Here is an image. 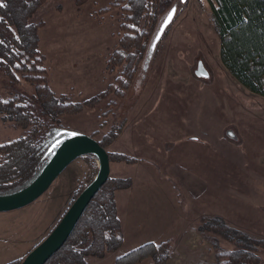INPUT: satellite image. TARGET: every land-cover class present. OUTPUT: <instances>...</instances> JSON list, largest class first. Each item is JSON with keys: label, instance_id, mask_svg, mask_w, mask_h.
<instances>
[{"label": "rangeland", "instance_id": "1", "mask_svg": "<svg viewBox=\"0 0 264 264\" xmlns=\"http://www.w3.org/2000/svg\"><path fill=\"white\" fill-rule=\"evenodd\" d=\"M118 1L44 0L33 15V21L41 22L39 52L57 95L75 102L111 85L121 88L117 77L123 66L111 62L124 33L122 6L113 5ZM175 3V18L150 52L170 10L162 14L123 96L111 92L96 105L58 119L55 132L60 137L93 135L95 130L101 137L122 126L108 150L139 157L149 166L147 172L142 165L131 168L122 161L111 162V177L136 176L135 193L150 188L152 196L137 195L132 201L131 196L130 208L136 218L132 220L126 211L127 190H117L124 241L103 258L90 256L88 264H114L123 252L151 241H174L189 232L193 241L201 237L208 240L207 247L213 245L204 264H217L213 242L220 249L252 250L260 257L259 264H264V243L252 241H264V97L242 85L221 61L211 0ZM16 94L33 95V86L0 70V98ZM23 132V127L0 112V144ZM98 170L96 156L77 158L39 198L0 212V227L14 223L21 236L20 249L31 251L56 226L59 210L64 206L62 214L69 207L80 184L90 183ZM139 205L144 212L137 217ZM216 219L250 240L239 245L227 238L209 226ZM188 222L199 223V227L188 228ZM212 250L214 256L209 260ZM173 253L183 256L179 249ZM152 262L147 258L138 264Z\"/></svg>", "mask_w": 264, "mask_h": 264}, {"label": "trees", "instance_id": "2", "mask_svg": "<svg viewBox=\"0 0 264 264\" xmlns=\"http://www.w3.org/2000/svg\"><path fill=\"white\" fill-rule=\"evenodd\" d=\"M175 1L114 2L113 5L122 6L124 15L121 47L111 56L112 63L123 66L117 77L121 88L111 85L106 91L74 102L53 91L44 57L39 52L41 22L33 21L32 17L44 0H0V70L11 79H24L34 89L30 96L16 94L8 99L0 98V112H5L9 119L24 128L22 135L0 144V194L18 191L39 175L57 140L65 138L55 132L61 116L77 114L86 106H94L111 92H117L119 96L125 94L144 59L153 30ZM211 4L212 24L220 38L221 61L242 85L264 97V0H211ZM122 130V126L114 127L101 137H98L99 130H95L91 136L107 149L111 162L140 161V158L108 150ZM131 184L130 177L110 176L89 202L64 245L45 264H88L90 256L103 258L119 249L124 234L116 192ZM87 185L80 184L70 205ZM209 226L239 245H246L250 240L243 232L227 227L219 219ZM252 241L264 243L263 240ZM213 243L217 264L260 263V257L252 250L241 247L220 249L217 242ZM169 256L168 244L148 242L118 256L114 264H138L147 258H152V264H165ZM22 260L5 264H20Z\"/></svg>", "mask_w": 264, "mask_h": 264}, {"label": "water", "instance_id": "3", "mask_svg": "<svg viewBox=\"0 0 264 264\" xmlns=\"http://www.w3.org/2000/svg\"><path fill=\"white\" fill-rule=\"evenodd\" d=\"M181 1L186 2L187 0ZM177 9L175 4L168 12L152 42L150 52L156 48L165 30L175 18ZM87 155H94L99 161V170L95 178L88 183L67 208L50 233L23 258L20 264H45L64 245L89 202L110 178L111 160L109 153L91 135L84 133L69 134L65 138L57 140V145L49 161L28 186L12 193L0 194V212L26 206L39 198L74 160Z\"/></svg>", "mask_w": 264, "mask_h": 264}, {"label": "crops", "instance_id": "4", "mask_svg": "<svg viewBox=\"0 0 264 264\" xmlns=\"http://www.w3.org/2000/svg\"><path fill=\"white\" fill-rule=\"evenodd\" d=\"M151 131H153V130H151ZM148 137H150V136H146L145 138H148ZM113 144H111V145H113ZM112 152H119V151H112ZM120 153H123V152H120ZM133 157H136V156H133ZM136 158H139V157H136ZM123 163L126 164V165L128 164L127 166L133 165V166H131V168L137 167V166L139 167L140 165H142V166H145L147 168V172L149 171V169H148L149 166L147 165V162L145 160H143V159H141L138 162H134V163L121 162L120 164H123ZM145 167H143V168H145ZM151 167H153L152 164H151ZM119 175L120 174H117L116 177H121ZM149 176H150L149 179L153 178V175H149ZM130 178H132V176ZM136 182H137V177L134 176V178H132L131 186L126 188V189H122V190H127V194H126V197H127L126 211H127V213L129 211L128 216H130L132 220H134L136 218L134 217V215H132V211H131V208H130V204H131L130 198H131V196L133 195V197L131 198V201L137 195L152 196V192H151L150 188H146L142 192L141 191H137L135 193V189H136L137 185L139 184V183H136ZM73 189H72V191H73ZM147 189H150V190H147ZM72 191L70 193H72ZM140 203L144 206V202H143L142 198L140 199ZM63 208H64V206L61 207V209L59 210V214L57 215V219L58 220H60V218L63 216V214L67 210V208H65V211H63L64 213L61 214ZM142 212H144L143 208H141L140 205H139L137 217H140L142 215ZM60 215H62V216L59 217ZM121 221H122V219H121ZM198 225H199V223H198ZM198 225H197L196 222L194 223V225H190V222H188L187 227L189 228L191 226L192 227H196L197 226V228H198L199 227ZM17 231H18V227L14 223L5 225V227H0V264H2V263L5 264V263H7L9 261H12V260H15V259H19V258H24L29 253L30 250H28V252H22V250L20 249L21 236L17 234ZM189 233L187 235L183 234L179 238L177 237L174 241L172 240V238H170L169 241H164L163 240V241H160L158 243L155 242L156 244L166 243V244L170 245L171 255L169 256V258H168V260H167V262L165 264H204V263H206V260H207L206 255H207L208 252H210L209 251L210 248L213 249V245L210 243L211 247H210V244L207 247L206 244L208 243V240L204 239V238H201V237L195 238V241H193L194 238L191 237L189 235ZM123 234H124V225H123ZM124 236H125V234H124ZM177 240L180 241V242H178ZM123 241H124V239H123ZM151 242H154V241H151ZM175 249H177V250L179 249L182 252L183 256L180 257L179 254H177V253H175V254L173 253L172 254V252H175ZM187 251L189 252L190 257H189L188 254H185ZM123 253L121 255H123ZM213 256H214V252L212 250V253L209 254V260H211V258ZM116 258H115V260H116Z\"/></svg>", "mask_w": 264, "mask_h": 264}, {"label": "snow or ice", "instance_id": "5", "mask_svg": "<svg viewBox=\"0 0 264 264\" xmlns=\"http://www.w3.org/2000/svg\"><path fill=\"white\" fill-rule=\"evenodd\" d=\"M174 11V10H173ZM75 135V134H74Z\"/></svg>", "mask_w": 264, "mask_h": 264}]
</instances>
